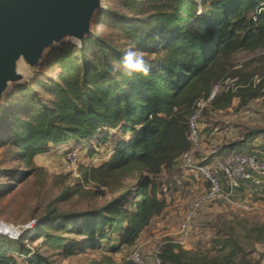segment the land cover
<instances>
[{
    "label": "trees",
    "instance_id": "16d2710c",
    "mask_svg": "<svg viewBox=\"0 0 264 264\" xmlns=\"http://www.w3.org/2000/svg\"><path fill=\"white\" fill-rule=\"evenodd\" d=\"M261 5L264 0H122L123 9L135 17L108 12L105 23L119 31L127 46H135L144 55L150 66L147 76H129L123 69L113 75L125 52L95 36L83 48L66 45L56 51L62 73L58 81L43 85L48 99L32 86H24L7 102L0 113V136L5 133L6 144L19 149L29 165L48 153L51 145L95 141L99 147L115 139V152L105 164L81 168L85 183L104 187L130 179L138 183L122 187L118 197L100 211L79 216L86 223L75 232L90 245L99 246L111 235L122 233L123 243L132 244L164 212L163 192L151 177L170 169L189 151V119L197 104L210 98L215 86L234 81L211 101L216 111L231 108L235 99L243 108L264 97V81L256 84V73L232 65L240 52L264 51V15L254 20ZM258 136H264V131L250 133L247 138ZM234 149L230 147L228 152ZM64 194V198L71 196L69 190ZM130 198L135 201L132 210L125 207ZM43 221H63L62 229L68 230L77 217L53 212ZM253 230L257 242H263L264 225ZM0 237L12 242L25 240ZM44 237L53 249L64 248L66 255L74 252L64 246L65 239L51 234ZM35 238L30 237L32 241ZM240 251L237 247L230 257ZM23 252L21 256L29 264L46 262L34 252ZM188 253L168 243L159 258L162 264H221L216 259L196 261ZM2 262L15 264L12 259Z\"/></svg>",
    "mask_w": 264,
    "mask_h": 264
},
{
    "label": "rangeland",
    "instance_id": "374dc122",
    "mask_svg": "<svg viewBox=\"0 0 264 264\" xmlns=\"http://www.w3.org/2000/svg\"><path fill=\"white\" fill-rule=\"evenodd\" d=\"M195 1L202 3V0ZM108 12L135 17L123 9L122 0H103V9L98 12L92 24V35L85 42L98 36L101 40L118 45L124 52L130 48L136 50L135 46H127L128 43L122 41L118 30L105 23ZM250 16L254 17V14L251 13ZM85 42L83 46L73 42L67 45L83 48ZM65 46L49 49L35 68H31L25 61L18 62L17 72L22 76V80L11 83L10 89L4 94L0 113L7 102L12 101V95L24 86H32L43 95V99H48L42 90L43 85L59 80L62 71L57 65L55 53ZM154 58L155 56L151 57ZM232 65L235 69L243 67L245 73H256L254 79L264 81V51L240 52L234 56ZM232 84V80L229 79L215 86L213 90L218 88L221 91ZM206 102L200 101L196 108L197 110L200 107L203 110L200 127L202 155H207L204 158L209 160L214 157L223 158L230 151L229 146L235 148L233 151L235 153L250 154L251 147L248 144L251 140L247 138L248 135L264 131V97L252 101L243 108L239 106V99H235L231 108L224 111H216L210 104L204 106ZM257 138L260 142L264 140V136ZM4 139L5 133L0 136V221L19 228L24 233L25 240L12 242L0 237V264H6L2 261L8 259L14 260L15 264H29L28 260L21 256L23 251L27 250L45 259L44 264H132L129 259L137 249L142 252L144 264H156L158 249L168 244L166 242L169 239L177 236L186 215L204 198L208 188L203 183L200 184L202 185L200 191L191 190L193 181H188L190 177L175 161L170 169H163L158 176L151 177L152 182L163 192L166 209L152 221L136 241L132 244L123 243L122 236L125 233H122L111 235L99 246H92L87 238L80 237L75 232L78 226L86 223V219L79 216L100 211L118 197L122 187L127 185L134 187L138 183V180L132 179L109 187L85 183L81 168H99L105 164L115 152L113 147L115 139L111 138L106 145L99 147L95 141L81 144L72 142L63 146L51 145L48 153L37 156L30 165L22 159L20 154L22 152L6 144ZM73 152L79 156V162L75 166H71L67 161ZM68 190L71 196L64 198V193ZM201 191L205 192L195 194ZM233 197H230L231 201L228 204L221 202L205 205L198 211L188 250L192 259L196 261L216 259L221 264H244L245 261L251 264H264V241L257 242V235L253 230L256 225H264V214L252 205L244 204L240 207L234 204ZM133 203L135 201L130 198L125 207L132 210L135 208ZM53 212L62 217H77V222L68 230L62 229L63 221L44 222L43 220ZM34 222L36 226L32 230L30 226ZM49 234L65 239L64 246L73 248L74 252L66 255L64 248L53 249L47 245L44 236ZM39 236L43 238L37 240ZM30 237L36 238L32 241ZM80 247L83 250H79ZM237 247L242 249L240 254L230 257L233 250L237 251ZM35 254H32L33 257Z\"/></svg>",
    "mask_w": 264,
    "mask_h": 264
},
{
    "label": "water",
    "instance_id": "95a60500",
    "mask_svg": "<svg viewBox=\"0 0 264 264\" xmlns=\"http://www.w3.org/2000/svg\"><path fill=\"white\" fill-rule=\"evenodd\" d=\"M96 9H103L101 0H0V107L11 83L22 80L18 62L37 67L54 42L60 44L51 49L71 44L65 37L83 46Z\"/></svg>",
    "mask_w": 264,
    "mask_h": 264
},
{
    "label": "built area",
    "instance_id": "2783aa9c",
    "mask_svg": "<svg viewBox=\"0 0 264 264\" xmlns=\"http://www.w3.org/2000/svg\"><path fill=\"white\" fill-rule=\"evenodd\" d=\"M264 5L257 9L255 21L260 15H264ZM259 80V81H257ZM255 80L256 84H261L263 79ZM234 82V81H232ZM219 89L212 91L210 98L204 104L207 106L218 95ZM264 92V89H263ZM202 109H197L189 119L190 135L189 141L191 147L189 151L184 153L177 163L184 172L195 183H205L208 188L204 198L197 203L192 210L186 215L180 225L179 232L176 237L169 239L166 243H171L188 251L191 246L193 225L197 217L198 211L205 205H213L221 202H229L230 197L241 187L242 184H250L255 189L264 186V160L257 156L250 155L247 152H231L223 158L215 157L212 160L208 158H200L202 147V136L200 127V117ZM68 163L75 166L79 162L78 153L73 152L68 158ZM231 201V200H230ZM9 226L0 221V236L8 237L18 241L24 238V233L19 228L11 227V231L4 232L3 228ZM36 222L32 223L30 229H34ZM162 248H159L156 254V264H162L159 254ZM132 264H144V258L141 250L133 251L130 256Z\"/></svg>",
    "mask_w": 264,
    "mask_h": 264
},
{
    "label": "crops",
    "instance_id": "0c3cea01",
    "mask_svg": "<svg viewBox=\"0 0 264 264\" xmlns=\"http://www.w3.org/2000/svg\"><path fill=\"white\" fill-rule=\"evenodd\" d=\"M236 140L238 141L239 139H236ZM202 146H203V142H202ZM248 146L251 147L250 155L257 156L260 159L264 160V140L260 142L258 138H256L255 140H251ZM229 147H232V146H229ZM202 152H203V148L201 147L200 158L207 157V155H202L203 154ZM228 154L229 152H227L225 156ZM188 181L191 182L190 179ZM191 184H192L191 190H195L198 192L200 191V187L202 186L200 184H203V183L191 182ZM203 192L201 191L195 194L197 195L203 194ZM234 196L235 198L231 196V198L232 197L234 198V201H235L234 204L240 207L244 206V204L248 206L252 205L253 208L261 211V213L264 214V186L261 187L260 189H255L252 185L245 183V184H242L241 187L235 192ZM226 203L228 204V202Z\"/></svg>",
    "mask_w": 264,
    "mask_h": 264
},
{
    "label": "clouds",
    "instance_id": "9594fccd",
    "mask_svg": "<svg viewBox=\"0 0 264 264\" xmlns=\"http://www.w3.org/2000/svg\"><path fill=\"white\" fill-rule=\"evenodd\" d=\"M121 69L129 76L133 75V73H142L147 76L150 66L144 60L142 53L130 48L123 54L119 64L114 66L112 74L116 75Z\"/></svg>",
    "mask_w": 264,
    "mask_h": 264
},
{
    "label": "bare ground",
    "instance_id": "6f19581e",
    "mask_svg": "<svg viewBox=\"0 0 264 264\" xmlns=\"http://www.w3.org/2000/svg\"><path fill=\"white\" fill-rule=\"evenodd\" d=\"M101 6H103V0H101ZM100 11V9H96L95 11H94V15L96 14L97 15V13ZM72 41L73 43H76V44H80L81 43V41L79 40V39H76V38H71V37H65L64 38V41ZM63 42V41H62ZM60 43H58V42H54L53 44H52V46L51 47H49V48H46L45 50H44V52H43V58H44V56H45V54L47 53V51L49 50V49H51V48H53L54 46H57V45H59ZM20 62H21V60H20ZM11 229V226H6L5 228H3V231L4 232H7V231H9V233H10V230Z\"/></svg>",
    "mask_w": 264,
    "mask_h": 264
}]
</instances>
